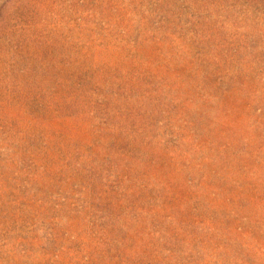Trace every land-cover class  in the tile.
<instances>
[{
    "label": "rangeland",
    "instance_id": "obj_1",
    "mask_svg": "<svg viewBox=\"0 0 264 264\" xmlns=\"http://www.w3.org/2000/svg\"><path fill=\"white\" fill-rule=\"evenodd\" d=\"M0 264H264V0H0Z\"/></svg>",
    "mask_w": 264,
    "mask_h": 264
}]
</instances>
